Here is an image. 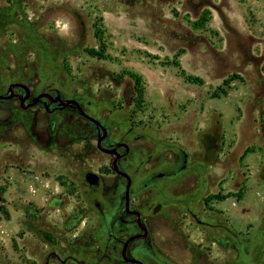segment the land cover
I'll list each match as a JSON object with an SVG mask.
<instances>
[{
	"label": "rangeland",
	"instance_id": "rangeland-1",
	"mask_svg": "<svg viewBox=\"0 0 264 264\" xmlns=\"http://www.w3.org/2000/svg\"><path fill=\"white\" fill-rule=\"evenodd\" d=\"M10 86L77 99L129 147L135 182L186 155L131 199L158 258L145 264H264V0H0V97ZM112 159L70 110L0 100V264H92L108 230L126 239L93 205L118 208Z\"/></svg>",
	"mask_w": 264,
	"mask_h": 264
},
{
	"label": "flooded vegetation",
	"instance_id": "flooded-vegetation-1",
	"mask_svg": "<svg viewBox=\"0 0 264 264\" xmlns=\"http://www.w3.org/2000/svg\"><path fill=\"white\" fill-rule=\"evenodd\" d=\"M9 88L7 89L6 95L1 97L12 96L10 99L18 100L19 107L21 100L23 106H28L33 102H35V104L32 107H28L25 109L33 108L35 106H40L48 115H52L55 111L68 109L74 114L81 117L78 109V107L80 108L79 102L75 98H70L66 101L72 100L76 102V104H69L66 107L61 108L58 106L57 102L50 101V98L59 97L57 93L54 95H51L49 93H41V94H47L49 97H43L35 101L37 95L30 96L29 92H27L24 88L13 87V86H10ZM15 89L17 90L16 92L13 91ZM95 121L99 125H96L89 121L88 123L91 126V128L94 129V136L96 138V148L98 143L100 147V150L99 149L98 150L101 153H104L103 151H105L106 152L105 154L113 156L111 162V170L113 174L120 180L121 188L117 195L118 208H116L114 214L106 215L104 211V207L98 201H95L93 205L98 211L102 224H104L103 222L108 219V221L111 222V226H113L114 224H119L122 226H130L132 227V231L129 233L126 239L122 240L119 237H117V235L113 234L110 230H108L107 238H106L107 242L103 246L104 249L101 251L100 255L98 256L99 257L98 261L92 264H100L103 261H106L108 264H136L135 262H140L141 264H145V261L141 257L142 254L150 257L151 259H158L151 248L150 238L147 234V228L145 226V223L141 220L139 212L132 210L130 207L131 199L137 194V192H139V190L141 191V189L148 191H155L160 182L163 181L168 182L179 177L187 169L186 155L180 152L181 160L177 166L174 167L171 166L162 171L159 170V171H153L147 173L146 175L143 176V178H140L137 182H135V180L124 171V165H126L127 163L126 157L128 156L129 153V147L126 144L116 143L111 141V139L107 138V133L104 126L98 120ZM118 150H121L122 152L121 151L118 152ZM140 182H142L141 185ZM135 213H138V217L135 216ZM143 229L145 231H143ZM129 239L132 240L140 239L141 244L140 245L137 244L135 246H133L134 243L133 244L131 243L129 245L130 242L125 244ZM112 246L120 247L118 250V255H117V250L111 248ZM109 248H111V251L109 250ZM53 256H54L53 254H50L46 258V260H49ZM67 261H69L71 264H86V262L74 258V255H68L66 260L62 262V264H65Z\"/></svg>",
	"mask_w": 264,
	"mask_h": 264
},
{
	"label": "water",
	"instance_id": "water-1",
	"mask_svg": "<svg viewBox=\"0 0 264 264\" xmlns=\"http://www.w3.org/2000/svg\"><path fill=\"white\" fill-rule=\"evenodd\" d=\"M10 89V88H9ZM12 96H8V97H0V100H2V99H10ZM43 97H49L47 94H40V95H37L36 96V98H35V101H37V100H39V99H41V98H43ZM50 101L51 102H57V104H58V106L59 107H61V108H63V107H66L67 105H69V104H76V102H74V101H65V102H63V101H61L60 99H59V97H56V98H50ZM35 104V102H33L32 104H30V105H28V106H23L22 105V100L20 101V107L21 108H23V109H25V108H28V107H32L33 105ZM78 109H79V112H80V116L81 117H83V118H85L87 121H89V122H92V123H94V124H96V125H99L94 119H92L91 117H89V116H87L79 107H78ZM97 149H99L100 150V147H99V144L97 143ZM104 153H106L105 151H103ZM97 176L95 175V174H92V173H87L86 175H85V181H86V183L88 184V185H90V186H95L96 185V183H97ZM135 216H137L138 217V213H135ZM143 231H145L144 229H143ZM132 239H129V240H127V242L125 243V244H127L128 242H130ZM136 264H141L140 262H135Z\"/></svg>",
	"mask_w": 264,
	"mask_h": 264
},
{
	"label": "trees",
	"instance_id": "trees-1",
	"mask_svg": "<svg viewBox=\"0 0 264 264\" xmlns=\"http://www.w3.org/2000/svg\"><path fill=\"white\" fill-rule=\"evenodd\" d=\"M198 23L200 22H197L195 23L194 25H198ZM88 53L90 54H95V52L93 50H90L88 51ZM96 56H99V57H102L101 54H96ZM173 65L175 67H177V69L179 70V73H180V76L187 82H190V83H194V84H201L202 83V80H200L199 78H194L192 76H189V75H186L180 68H179V64L178 62L176 61V59L173 61ZM127 76L133 81V85H134V91L135 93L140 97L141 93H142V89H141V78L136 75V74H133V73H130L128 72L127 73ZM239 79L237 76H231V78H229L228 80H225L224 81V84L225 86L229 85V83L231 81H234V80H237ZM246 153V152H245ZM0 191H2V189H0ZM0 202L3 203V200L2 198H0ZM0 212H3L4 216L6 217L7 216V213L3 211V208L2 206H0Z\"/></svg>",
	"mask_w": 264,
	"mask_h": 264
}]
</instances>
